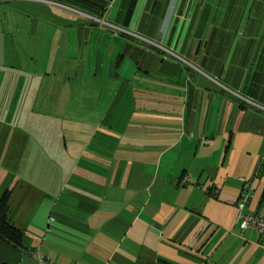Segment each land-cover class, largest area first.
<instances>
[{"label": "crops", "instance_id": "obj_1", "mask_svg": "<svg viewBox=\"0 0 264 264\" xmlns=\"http://www.w3.org/2000/svg\"><path fill=\"white\" fill-rule=\"evenodd\" d=\"M73 1L89 15H0V198L23 234L0 264H264L236 233L241 178L264 217V17L142 0L133 27L139 0Z\"/></svg>", "mask_w": 264, "mask_h": 264}, {"label": "rangeland", "instance_id": "obj_2", "mask_svg": "<svg viewBox=\"0 0 264 264\" xmlns=\"http://www.w3.org/2000/svg\"><path fill=\"white\" fill-rule=\"evenodd\" d=\"M0 1H9V2H0V15L1 16H8L12 14L9 10L14 9H21L23 11H26L28 13H31L32 15H36L38 17H51V14L53 12V9L59 10L63 12L64 14L69 15H77V16H87L89 15L88 10L81 4H78L77 2L70 0H22V1H14V0H0ZM228 1V0H224ZM156 0H153L150 3L148 16H151L155 19H157L159 15L160 5L155 7L154 3ZM201 0L199 1V3ZM243 7H245L244 12L242 10L241 16H242V22L240 28L242 30L248 29V18L251 14V21H254L253 16L256 17H264V0H240L239 2ZM142 0H139L138 4L135 7V13L134 17L132 19L131 26L136 27L138 24V16H140L141 8H142ZM225 4V3H224ZM154 7V8H153ZM235 7V5H234ZM13 9V10H14ZM234 9V8H233ZM116 11L114 8H109L108 14H112ZM222 11V10H221ZM115 30V29H112ZM249 210V208L247 207ZM238 228V227H237ZM236 233H240L239 229H236ZM259 263V261H258Z\"/></svg>", "mask_w": 264, "mask_h": 264}, {"label": "built area", "instance_id": "obj_3", "mask_svg": "<svg viewBox=\"0 0 264 264\" xmlns=\"http://www.w3.org/2000/svg\"><path fill=\"white\" fill-rule=\"evenodd\" d=\"M240 182L241 190L236 203L238 211L236 225L241 233L252 230L258 235L264 236V217L258 216L247 209L252 199L253 184L245 178H241ZM35 260L36 264H48L42 257H36Z\"/></svg>", "mask_w": 264, "mask_h": 264}, {"label": "trees", "instance_id": "obj_4", "mask_svg": "<svg viewBox=\"0 0 264 264\" xmlns=\"http://www.w3.org/2000/svg\"><path fill=\"white\" fill-rule=\"evenodd\" d=\"M9 2V1H0ZM8 197L9 193L6 191L0 198V241H7L14 246L20 247L23 234L17 229L8 219Z\"/></svg>", "mask_w": 264, "mask_h": 264}, {"label": "water", "instance_id": "obj_5", "mask_svg": "<svg viewBox=\"0 0 264 264\" xmlns=\"http://www.w3.org/2000/svg\"><path fill=\"white\" fill-rule=\"evenodd\" d=\"M108 1H111V0H108Z\"/></svg>", "mask_w": 264, "mask_h": 264}]
</instances>
